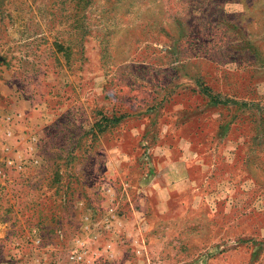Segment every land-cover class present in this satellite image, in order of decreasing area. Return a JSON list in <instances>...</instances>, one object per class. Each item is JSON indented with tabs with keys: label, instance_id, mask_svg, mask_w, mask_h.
Instances as JSON below:
<instances>
[{
	"label": "rangeland",
	"instance_id": "1",
	"mask_svg": "<svg viewBox=\"0 0 264 264\" xmlns=\"http://www.w3.org/2000/svg\"><path fill=\"white\" fill-rule=\"evenodd\" d=\"M0 56V264H264V0H0Z\"/></svg>",
	"mask_w": 264,
	"mask_h": 264
},
{
	"label": "crops",
	"instance_id": "2",
	"mask_svg": "<svg viewBox=\"0 0 264 264\" xmlns=\"http://www.w3.org/2000/svg\"><path fill=\"white\" fill-rule=\"evenodd\" d=\"M182 181H175V182H171L168 186H166L164 189L168 192V194H170L169 192L171 191H176L177 188L182 184Z\"/></svg>",
	"mask_w": 264,
	"mask_h": 264
},
{
	"label": "water",
	"instance_id": "3",
	"mask_svg": "<svg viewBox=\"0 0 264 264\" xmlns=\"http://www.w3.org/2000/svg\"><path fill=\"white\" fill-rule=\"evenodd\" d=\"M2 60V56H0V61Z\"/></svg>",
	"mask_w": 264,
	"mask_h": 264
}]
</instances>
